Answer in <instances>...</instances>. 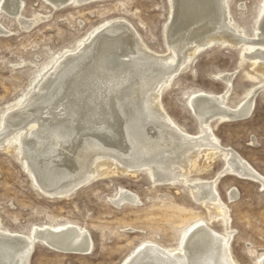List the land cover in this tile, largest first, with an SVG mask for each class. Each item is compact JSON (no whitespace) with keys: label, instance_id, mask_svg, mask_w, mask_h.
Listing matches in <instances>:
<instances>
[{"label":"bare ground","instance_id":"bare-ground-1","mask_svg":"<svg viewBox=\"0 0 264 264\" xmlns=\"http://www.w3.org/2000/svg\"><path fill=\"white\" fill-rule=\"evenodd\" d=\"M94 1L46 0L56 10ZM227 1L171 0L165 53L150 48L125 19L104 25L78 49L67 51L18 110L6 113L0 122V149L13 153L10 139L18 135L28 174L52 198L67 197L106 171L150 170L155 183H184L207 152L203 170L226 153L228 164L219 177L229 172L264 187V176L238 152L223 147L209 126L214 121L250 117L256 89L240 105H227L233 76L228 74V87L221 94L199 91L192 95L190 104L201 122L202 135L186 133L162 101L165 87L198 52L215 43L246 47L243 61L252 62L256 71L248 76L264 79V6L257 36L251 39L232 24ZM23 4L21 0L1 1L6 13L29 29L40 19L24 20ZM0 33L10 32L0 26ZM217 180L191 184V188L195 199L210 211L211 220L224 222L226 233L200 221L186 233L182 249L172 251L148 243L124 264H239L232 251L229 211L216 189ZM235 197L233 189L230 199ZM114 202L136 204L139 199L122 190ZM37 240L66 253L86 254L93 248L91 234L77 225L34 227L30 236L0 228V264H28ZM259 264H264V255Z\"/></svg>","mask_w":264,"mask_h":264},{"label":"rangeland","instance_id":"rangeland-1","mask_svg":"<svg viewBox=\"0 0 264 264\" xmlns=\"http://www.w3.org/2000/svg\"><path fill=\"white\" fill-rule=\"evenodd\" d=\"M1 1L0 26L10 33H0V122L6 113L22 106L67 51L78 49L109 22L125 19L150 48L168 51L171 0H96L58 10L46 0H21L23 19H40L29 29L6 13ZM227 2L234 27L255 38L264 0ZM244 51V46L221 43L201 50L165 87L162 101L186 133L202 135L201 122L190 104L192 95L199 91L221 94L228 87V74L233 76L227 105H240L248 92L256 89L250 117L214 121L209 126L223 147L238 152L264 176V79L256 81L248 76L256 71L252 62L243 61ZM18 139V135L10 139L13 153L0 149V228L30 236L34 227L72 224L88 231L93 239V248L86 254L62 252L37 240L28 264H124L148 243L178 251L188 230L200 221L226 233L224 222L211 220L210 211L195 199L191 188V184L216 179V189L229 211L236 260L239 264H259L264 255V187L229 172L219 177L228 164L226 153L203 170L208 152L204 153L184 183H155L150 170L129 174L106 171L67 197L52 198L34 185L21 159ZM233 189L236 197L230 199ZM122 190L135 194L139 202L117 205L114 200Z\"/></svg>","mask_w":264,"mask_h":264}]
</instances>
